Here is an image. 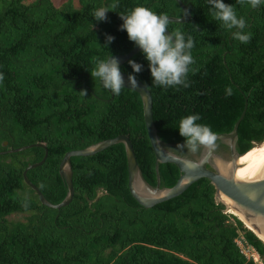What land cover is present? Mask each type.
<instances>
[{"label": "trees", "instance_id": "obj_1", "mask_svg": "<svg viewBox=\"0 0 264 264\" xmlns=\"http://www.w3.org/2000/svg\"><path fill=\"white\" fill-rule=\"evenodd\" d=\"M183 2L190 20L169 21L167 29L181 32L186 42L193 38L189 86H157L142 51L129 59L144 66L135 75L151 91L158 133L167 143L183 144L180 121L190 115H199L196 123L212 133H228L247 106L237 144L245 153L264 142V0L256 8L248 0H224L244 19L243 30L215 19L208 0ZM79 4L0 0V152L44 143L47 159L27 175L52 203L68 193L60 173L65 154L119 134L130 136L145 178L157 184L142 97L125 87L115 95L90 72L98 61L136 47L120 30V15L137 6L157 15L184 13L177 0ZM100 8L108 10L107 21L94 19ZM237 31L248 34L249 42L234 39ZM106 34L115 37L110 45ZM128 61L120 68L129 74ZM45 153L41 146L0 153V264H257L237 239L254 248L264 264V241L224 211L208 178L147 208L130 191L126 148L117 143L72 157L74 198L58 209L44 205L23 175ZM159 172L163 187L174 186L181 175L171 162L160 163ZM14 214L23 218L10 219Z\"/></svg>", "mask_w": 264, "mask_h": 264}, {"label": "water", "instance_id": "obj_2", "mask_svg": "<svg viewBox=\"0 0 264 264\" xmlns=\"http://www.w3.org/2000/svg\"><path fill=\"white\" fill-rule=\"evenodd\" d=\"M184 13L181 17L168 16L171 22H187L191 18V11L183 0H177ZM171 31L167 29L166 35ZM174 39V38H173ZM141 49L134 47L125 54H114L110 56L118 59L121 66L132 58ZM124 76L125 88L132 89L140 94L144 106V118L151 141L152 148L156 155L157 184L151 185L144 176V173L138 163L137 155L133 142L129 135L119 134L115 137L108 138L83 149L68 151L63 157L60 164V173L64 177L68 193L60 203H52L44 196L39 187L34 184L28 177L30 169L42 165L48 157V149L42 142L24 145L17 148H11L5 152H19L33 146L46 148L43 159L39 162L30 164L23 172L26 183L31 186L38 194L44 205L52 208H61L71 203L74 198L75 188L73 181V156H88L100 152L117 143H123L126 148L129 188L132 195L137 201L147 207H153L158 203L174 198L182 194L194 182L201 178H208L216 188V200L224 204L226 213H232L238 216L244 224L253 230L256 235L264 241L261 234L264 235V158L251 160L245 153H240L238 144V127L242 121L247 106L241 117L236 122L233 130L228 133H213L216 136L215 146L212 149L201 146L197 152L192 153L186 147L183 150L177 149L178 144L167 143L160 137L154 120L153 98L151 91L138 78V85H131L128 81V73L122 71ZM218 146L226 147V151L217 150ZM175 163L181 175L177 183L172 187L161 186V176L159 172L160 163ZM230 199L228 203L225 199ZM231 208L237 210L250 222H246L240 215L231 212Z\"/></svg>", "mask_w": 264, "mask_h": 264}, {"label": "clouds", "instance_id": "obj_3", "mask_svg": "<svg viewBox=\"0 0 264 264\" xmlns=\"http://www.w3.org/2000/svg\"><path fill=\"white\" fill-rule=\"evenodd\" d=\"M243 3V0H240ZM209 5L214 10L215 19L222 21L227 28H237L243 30L246 27L243 18H237L233 6L226 4L224 0H208ZM248 3L256 8L261 4V0H248ZM115 7V5H113ZM108 10L100 8L93 12L96 21H107ZM123 23L120 25L121 31H126L128 38L136 47L141 49L142 55L148 62L153 84L157 86H174L183 84L185 87L188 66L192 64L193 57L190 50L194 47V41L188 36L187 42L184 35L179 32H171L166 35L169 17L167 15H157L150 9L137 6L130 14L120 15ZM174 38V39H173ZM233 38L248 43L250 36L237 31ZM115 37L106 34V45H110ZM133 72L128 74V81L131 85H138L135 74L143 71V64L132 59L128 61ZM93 78H99L103 86L110 89L115 95H119L124 86V76L118 59L111 57L108 60H100L96 67L90 72ZM3 77L0 76V79ZM87 95V91H81ZM231 95V90H228ZM199 115H190L182 118L179 126V133L185 138L183 144H178L177 149L183 150L185 147L192 153L198 151L203 146L212 149L215 146L216 136L206 125L197 124Z\"/></svg>", "mask_w": 264, "mask_h": 264}, {"label": "bare ground", "instance_id": "obj_4", "mask_svg": "<svg viewBox=\"0 0 264 264\" xmlns=\"http://www.w3.org/2000/svg\"><path fill=\"white\" fill-rule=\"evenodd\" d=\"M246 156L248 158H250L251 160H256V159H260V158H264V142L254 146L252 149H250L249 151L246 152ZM225 199L227 200L228 203H231L230 199H228L227 197H225ZM231 212L240 215V217L242 219H244L246 222H248L250 224V222L245 218L244 215H242L240 212H238L237 210L231 208L230 210ZM261 236L264 238V235L261 234Z\"/></svg>", "mask_w": 264, "mask_h": 264}, {"label": "built area", "instance_id": "obj_5", "mask_svg": "<svg viewBox=\"0 0 264 264\" xmlns=\"http://www.w3.org/2000/svg\"><path fill=\"white\" fill-rule=\"evenodd\" d=\"M237 243L241 247L242 251L246 254L247 257L253 258L257 264H263L262 260L260 259L259 254L256 252V250L254 248H252L251 246H249L247 243H245V241L243 239H237ZM243 246H246L247 248H251L252 252H249V253L246 252L244 250Z\"/></svg>", "mask_w": 264, "mask_h": 264}, {"label": "rangeland", "instance_id": "obj_6", "mask_svg": "<svg viewBox=\"0 0 264 264\" xmlns=\"http://www.w3.org/2000/svg\"><path fill=\"white\" fill-rule=\"evenodd\" d=\"M26 1H28V2H31V1H34V0H26ZM55 1V3L56 4H61V3H63V2H65V1H67V0H54ZM74 3L76 4V6H80V4H79V0H74ZM23 218V216L22 215H16V214H14V215H11V216H9V218L10 219H20V218ZM243 248H244V250L246 251V252H252L251 251V248H247L246 246H243ZM261 259V258H260Z\"/></svg>", "mask_w": 264, "mask_h": 264}, {"label": "flooded vegetation", "instance_id": "obj_7", "mask_svg": "<svg viewBox=\"0 0 264 264\" xmlns=\"http://www.w3.org/2000/svg\"><path fill=\"white\" fill-rule=\"evenodd\" d=\"M217 150H218V151H221V152H224V151H226L227 149H226V147L218 146V147H217Z\"/></svg>", "mask_w": 264, "mask_h": 264}]
</instances>
